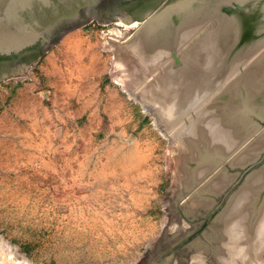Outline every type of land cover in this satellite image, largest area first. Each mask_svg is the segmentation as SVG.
Instances as JSON below:
<instances>
[{
    "label": "rangeland",
    "instance_id": "374dc122",
    "mask_svg": "<svg viewBox=\"0 0 264 264\" xmlns=\"http://www.w3.org/2000/svg\"><path fill=\"white\" fill-rule=\"evenodd\" d=\"M177 1L170 0L168 6ZM235 7L231 8L232 14L241 12ZM249 9L252 14L244 22V37L234 46L235 50H250L258 42L264 44V11L261 14L252 3ZM223 10L224 7L222 14L225 13ZM146 12L139 9L135 15ZM129 24L134 23L100 24L95 19H89L85 25L66 32L49 51L35 57L22 76L9 75L12 69L0 67V76H3L0 79V264H264V219L261 218L264 217V177L259 179L264 176V166L249 175L215 221L200 230L202 217L220 202L222 194L238 179L236 175L242 168L236 166L241 165L239 158L243 152L250 153L249 163L264 149L252 148L258 136L264 135L259 134L255 140L251 136L255 130V116H258L256 109L252 107V114L246 116V135L239 134L238 124L234 122H230L233 128L226 130L225 114L209 111L212 103H219L224 98L227 87L236 85L238 78L242 77L240 75L252 69L254 57L257 58L264 49L257 47L245 61L234 57L240 61L234 60L226 70L221 68L224 64L217 65L214 80L207 75L212 69L206 62L210 58L200 55V70L198 73L190 71L188 75L197 73L199 79L181 77L183 81L173 82L171 89L184 85L181 93L178 90L172 94L178 100L175 112L180 111L183 115V125H193L190 121L199 118L198 121H206V124L203 123L205 127L202 126L203 133L207 134L210 130L207 134L211 136L210 142L202 138L205 142L203 146L196 139L195 146L187 144L192 151L187 153L179 136L174 142L173 128L167 133L162 122L164 119L160 120L151 109L147 110L149 106L144 107L147 100L142 95L143 89L140 90L157 74L166 72L168 66L175 68L178 65L173 63L170 52L163 65L156 64L151 72L138 63L139 58H135L134 54L131 59L126 47L135 35V28L127 30ZM201 31L203 29L194 34L188 43L200 41ZM113 32L128 37L117 39ZM257 35L261 37L256 38ZM186 42L184 44L190 45ZM116 48H121L123 54L127 53L124 55L126 60L130 57L128 61L138 64L140 74L135 78H129L118 67ZM179 52L181 63L182 58H191V55ZM224 62L227 65V61ZM135 82L132 90L130 86ZM199 85L202 90H199ZM155 87H160L162 91L160 84ZM205 87L210 88L204 92ZM240 91L242 94L243 90ZM203 94L206 96L203 97ZM236 99L233 102L235 105L241 103ZM255 104L264 105V98L255 101ZM228 135L234 136L233 144L218 150L222 159L232 150L229 156L230 159L235 157L233 169L225 166L228 169L226 172L218 165L209 172L217 164L214 157L204 159L203 162H207L201 164L197 163V159L192 160L196 152H200V147L212 152L213 146L216 149L224 145ZM243 139H246V145L241 149ZM200 155L203 156L202 151ZM197 169H200L199 176L192 177ZM221 176L229 179L227 184L216 194L203 193L201 198L210 201L204 208L194 211L193 201L213 179ZM250 178L254 181L258 178L256 186L249 182L251 187L261 188L257 192L250 187L244 197L246 181L253 182ZM200 179L203 180L199 185H193ZM188 188L191 189L189 194ZM243 214L247 217L241 216ZM228 215L234 216L228 220ZM240 216L246 218V222ZM222 218L225 223L219 226ZM241 224L246 229H241ZM231 225L238 227L236 229ZM257 225H261L260 230ZM249 233H257V236L252 239L253 235ZM233 239L237 242L234 243ZM228 241H231V249L225 247L230 243ZM249 246L250 249L254 247L250 250ZM172 249L175 250L171 254ZM247 259L256 261L252 263Z\"/></svg>",
    "mask_w": 264,
    "mask_h": 264
},
{
    "label": "bare ground",
    "instance_id": "6f19581e",
    "mask_svg": "<svg viewBox=\"0 0 264 264\" xmlns=\"http://www.w3.org/2000/svg\"><path fill=\"white\" fill-rule=\"evenodd\" d=\"M264 0H183L182 2L174 5V6H171V7H168L166 9H164L162 12H160L157 16H155L147 25L141 27V23L138 24V22H133L134 24L130 25V26H126L127 30L128 29H132V28H135L134 29V34L133 37L131 38V40L128 42L127 44V50L131 53V59H132V54L135 55V58H139L138 60V63L141 64V66H145V68H148L150 69V72H151V69L153 67H155L156 64L159 63L162 64V62L165 61V59L167 58V56L169 55V52L173 58V53L175 54V56L179 59L178 57V51L180 50V54L182 55V53L186 54L187 55H191V58L187 60H184L182 61L183 65L181 66V68L179 69H176V68H173L172 65L171 66H168V68L166 69V72H161L160 74H157V76L154 78V80H152L151 82H147L145 83V85L142 86V88L140 90H142V95L144 96V100H147V102L145 103L146 105H144V107H147L149 106V109H151V111L154 112L155 116L158 118H162V122L165 124V130H167V133L171 132L172 128H173V135L175 136V139L174 142L176 143V139L177 137L179 136L180 137V141L182 142V145H184V147L186 148L187 150V153H191L192 151L188 148L187 144H191L192 146H195L196 145V139H198V141H201L200 143H202L201 145L205 146V141L206 142H210V137L208 136L209 132L207 134L203 133L204 130L202 128L203 126V123H205L204 121H198L195 120V118H193L192 121H189L193 123V125L191 123H187L185 126L183 125V121H181L182 119H184L182 116L183 115H180V111H176V108L178 105H177V98H174L172 96V94L175 93V91H178L181 93V90L183 89L184 85L181 84L180 86H178L179 88H173L171 89V86H173V82H179V81H183V77L184 78H189V79H199L198 78V72L200 70V61H198L199 59V56L201 55L202 57H204V55H207L210 59H207V64H208V67L209 68H212L211 70H209L210 72H212V74L210 72H207V75H209L208 77H211L212 80H214V74L215 71L214 68L217 67V65H223L221 66V68H223L224 70H226L228 67L230 68L232 63L234 62V60L236 59H239L241 58L240 60H244L247 58V55H249L250 53H252V51H255V49H257V47H261L262 49H264V44L261 42L258 44H256L252 49L250 48V50H248V48L246 49H239V50H235V45L237 43H239L240 39L242 41L243 37H244V28L242 25H236V21L234 20H230V22L228 20H226L223 16L222 18V15L220 16V12L217 14V15H208V16H203L201 15L200 11H196V7L197 5H200L201 3L205 2V5L207 4H210L212 6V4H216L214 5V7H220V6H224V5H227V4H231V3H235V2H239L241 4H243L244 6H246V9L243 11V13L241 14L242 17H240L242 23H244L246 20H248L250 17V15L252 14V11L251 9H249V6L252 4L256 5V7L259 9L260 13L262 14V12L264 11V4L262 3ZM249 4V5H248ZM263 4V5H262ZM209 5V6H210ZM239 6V5H238ZM248 7V8H247ZM240 8V7H239ZM243 8V7H242ZM254 10V9H253ZM225 15V14H224ZM247 18V19H246ZM243 19V20H242ZM215 21L216 23V26H213L212 29H210L209 26L213 25V21ZM210 24V25H207V24ZM213 23V24H212ZM140 26V30L138 29V31L136 30L138 27ZM235 26H238V29H234ZM204 31V34H202L203 32L201 31V33L199 34L200 37H202L200 39V41H196V43H188V40H190V38L193 36L194 37V34H197L199 33V30H202ZM263 28H264V25H263ZM136 32V33H135ZM235 32H239V34H235ZM129 33V32H128ZM114 35H116L115 37L117 39H127L128 36H121L123 35V33H118V32H113ZM126 35H128L127 33H125ZM140 34V35H139ZM120 35V36H118ZM196 38V37H195ZM199 38V37H198ZM197 38V39H198ZM157 39L159 42L155 43L154 40ZM196 40V39H195ZM187 41V42H186ZM194 41V40H193ZM262 41V40H261ZM125 42V40H124ZM168 42V43H167ZM188 43L190 45H186L184 43ZM111 43V42H110ZM118 43V42H117ZM155 43V44H154ZM194 44V45H193ZM234 44V45H233ZM168 45V46H167ZM242 45V44H241ZM245 45V44H244ZM119 46V45H118ZM186 46V47H184ZM246 46V45H245ZM115 47V46H114ZM115 49V48H114ZM117 49V48H116ZM124 49V48H123ZM175 49H178L177 51ZM125 50V49H124ZM118 51V54L116 53V50L114 52V55H118L117 56V65L118 67H120V70L122 72L125 73L126 76H128L129 78H135L136 75H138V73L140 74V70L137 69V65L128 61V59L130 57H128V59L126 60L125 58V54L127 55L126 52H124L125 54H123V50L121 51V48L119 50V48L117 49ZM262 51V50H261ZM123 54V55H122ZM183 54V56H184ZM204 54V55H203ZM137 56V57H136ZM258 57L256 58V56L254 57V61L252 62L254 64V66L252 67V69H250L249 71H245V73L241 74L240 77L241 79L238 78L237 80V83L236 85L234 86H231L230 87H227L226 89H228L226 91L225 96L224 98H222V100L218 103V102H214L210 105L209 107V111H211L212 113H216V112H220L221 114H225V119L227 122V128L226 130L230 129V128H233V125L232 127L230 126V122H234L235 125L238 126V129L240 130L239 134L240 135H246V131H247V121H248V117L247 114H252V107L254 109L257 110L258 112V116L259 117H263L264 114V105L263 104H260V105H257L255 104V101H260V98L263 99L264 98V50H263V53H259V55H257ZM200 57V59L202 58ZM236 59H235V58ZM197 58V59H196ZM207 58V57H206ZM234 58V59H233ZM134 59V58H133ZM196 59V60H195ZM203 59V58H202ZM222 59V60H221ZM174 60V59H173ZM210 60V61H209ZM240 60H236L237 62H239ZM132 61V60H131ZM180 61V60H179ZM224 61H227V65ZM235 61V62H236ZM166 66L165 68L167 67V64H168V61H166ZM173 63H175V61H173ZM165 64V63H164ZM206 64V63H205ZM243 64V63H242ZM245 64V62H244ZM243 64V65H244ZM252 64V65H253ZM163 65V64H162ZM170 65V64H169ZM176 65V64H175ZM248 65V64H246ZM203 66V65H202ZM239 66V65H238ZM161 67V66H160ZM164 67V66H163ZM206 67V66H205ZM220 67V66H219ZM246 67V66H245ZM159 68V67H158ZM208 68V69H209ZM247 68H249L247 66ZM245 68V69H247ZM140 69V68H139ZM142 69H144V67H142ZM157 70V68H155ZM172 69H176L174 70V72H172ZM199 69V70H198ZM216 69V68H215ZM147 70V69H145ZM154 70V69H153ZM155 70V71H156ZM161 70V69H160ZM164 70V69H163ZM196 70V74H193L191 75L190 77H188V75H190L191 73H189L190 71H195ZM238 70V69H236ZM154 71V73H155ZM215 71V72H214ZM144 72V71H143ZM143 72L141 73V75L143 74ZM148 72V71H147ZM160 72V71H159ZM201 72V71H200ZM204 72V71H203ZM202 74H205L203 73ZM235 72V71H234ZM146 73V72H145ZM144 73V74H145ZM157 73V72H156ZM194 73V72H193ZM209 73V74H208ZM239 73V72H238ZM211 74V75H210ZM23 75V74H22ZM21 75V76H22ZM124 76V75H123ZM140 76V75H139ZM138 76V77H139ZM200 78H201V74H199ZM204 76V75H203ZM236 76V75H235ZM143 77V76H142ZM146 77V76H145ZM149 77V76H148ZM182 77V78H181ZM204 77H206L207 79V76L205 75ZM203 77V78H204ZM239 77V76H238ZM140 78V77H139ZM202 78V79H203ZM20 79V78H19ZM138 79V78H136ZM151 79V78H150ZM190 80V81H191ZM209 80V79H207ZM211 80V79H210ZM231 80V79H230ZM123 81V80H122ZM144 80L142 79L141 80V84ZM228 81V80H227ZM197 82V81H196ZM199 82V81H198ZM208 81H206L207 83ZM137 82L133 83V85L130 86V88L133 90L134 88V85L136 84ZM203 83V82H202ZM205 83V82H204ZM129 84V83H128ZM160 84L161 86V89L162 91H160V87H155V86H158ZM231 84H234V83H231ZM226 85V84H225ZM125 86V85H124ZM129 86V85H128ZM170 86V87H169ZM200 86V85H199ZM198 86V87H199ZM205 86V85H204ZM140 87V85H139ZM202 86L199 87V90H202L201 89ZM223 87V86H222ZM226 87V86H225ZM126 88V86H125ZM136 88V87H135ZM210 87H208L206 89L203 88L204 92L207 91ZM129 89V90H131ZM223 89V88H222ZM225 89V90H226ZM240 89H242L243 93L241 94V91ZM187 90V89H186ZM198 90V91H199ZM144 91V92H143ZM216 92V91H215ZM224 91H222L223 93ZM133 93V92H132ZM171 95H170V94ZM185 93V92H184ZM207 93V92H206ZM220 93V92H219ZM205 94V93H204ZM202 95L203 97L206 96V95ZM223 94V95H224ZM184 95V94H183ZM196 95V94H195ZM221 96V94H218ZM172 96V97H171ZM179 96V94H178ZM213 96V95H212ZM219 96V97H220ZM258 100H257V98ZM192 97V95H191ZM217 97V96H216ZM212 98V97H211ZM221 98V97H220ZM238 99L241 100V103H239L238 105H235L233 102L235 99ZM254 98L256 100H254ZM193 99V98H191ZM216 99V98H215ZM215 99H213L212 101H214ZM219 99V98H218ZM236 99V100H237ZM207 100V99H206ZM196 101V100H195ZM202 101V100H201ZM209 101V100H208ZM248 102L250 103V105L248 104ZM150 103V104H149ZM190 103V102H189ZM209 104V103H208ZM199 106V105H198ZM250 106V107H249ZM197 108V107H196ZM222 108V110H221ZM221 110V111H220ZM150 111V110H149ZM255 111V110H254ZM255 111V113H257ZM208 113V112H206ZM211 113V114H212ZM210 114V115H211ZM233 114V115H232ZM235 114V115H234ZM209 115V113H208ZM201 116V114H200ZM190 117V116H189ZM191 118V117H190ZM216 118V116H214V119ZM239 118V120H238ZM178 119V120H177ZM187 119V118H186ZM192 119V118H191ZM213 119V117H212ZM236 119V120H235ZM177 120V121H176ZM196 121V122H195ZM210 121V119H209ZM170 122V123H169ZM182 122V123H181ZM188 122V121H187ZM161 123V122H160ZM206 124V123H205ZM214 124V122H213ZM232 124V123H231ZM211 125V123H210ZM176 126H178V128H176ZM215 126H216V123H215ZM214 126V127H215ZM205 127V126H203ZM213 127V126H212ZM236 127V126H235ZM174 128H175V131H174ZM208 128H209V123H208ZM222 129V128H221ZM221 129L220 132H221ZM216 132V129L214 130ZM223 131V129H222ZM236 131H237V128H236ZM166 132V131H165ZM207 132V131H206ZM212 132V131H211ZM214 133V132H213ZM222 133V132H221ZM227 133V131H226ZM263 132H259V131H256L254 130L253 133H251L252 137H253V140L256 139V137L261 134ZM212 134V133H210ZM217 134H220V133H217ZM221 135V134H220ZM214 136V135H213ZM226 136V135H224ZM230 136V137H229ZM239 136V135H238ZM178 137V138H179ZM218 137V136H217ZM234 136L232 135H228V139L224 140L223 144L224 145H219V147L217 146L216 149H214V146L212 148L213 151L210 152V151H204L203 147H200V152H196V156L195 158H192V160L196 161V159L198 160L197 163L198 164H201L203 162L204 159H207L208 160V157H214L215 159V164L209 172H211V170L213 171V169L216 167V166H220V163L224 161V157L222 159V156L220 155V152L218 149L221 150V148L223 147H226V146H230L231 143L233 142V140L235 138H233ZM202 138H203V141H202ZM222 138V137H221ZM246 138V136H245ZM194 139H195V142H194ZM218 140V139H217ZM212 141V140H211ZM220 141V140H219ZM194 142V143H193ZM215 142V140H214ZM218 142V141H217ZM216 142V144H217ZM255 144H254V147L252 148H257V149H262L264 148V135L261 134L260 136H258L257 140L254 141ZM253 142V143H254ZM179 143V142H178ZM173 146H174V143H172ZM215 144V145H216ZM233 144V143H232ZM213 145V143H212ZM242 145V144H241ZM240 145V146H241ZM177 146V145H176ZM200 146V145H199ZM210 146V145H209ZM250 146H252L250 144ZM172 147V146H171ZM175 147V146H174ZM196 148V147H195ZM251 148V147H250ZM248 148V149H250ZM211 149V150H212ZM256 149V151H258ZM229 150V149H228ZM201 151H202V154L203 156H201ZM251 151V150H250ZM255 151V149H254ZM232 152V150H231ZM253 153V152H252ZM255 153V152H254ZM253 153V154H254ZM242 154V153H241ZM250 153H248L246 150L243 152V155L239 158V164H245L249 161V159H251L249 156ZM252 155V154H251ZM254 156V155H253ZM229 157V156H228ZM220 160V161H219ZM219 161V162H217ZM204 162H207V161H204ZM203 162V163H204ZM238 164V163H236ZM210 167V166H208ZM207 168V167H206ZM201 169V168H200ZM200 169H197V171L195 170V172L193 173V175L195 174V176L192 175V177H197L199 176V170ZM216 169V168H215ZM214 169V170H215ZM201 172V171H200ZM259 176H261L260 174H258ZM254 177V176H253ZM256 177V176H255ZM264 176L262 175V177H259V179L263 180ZM214 177L211 178V180L213 179ZM203 179H200L198 182H194L193 185H196L198 183H201ZM208 180V179H207ZM227 180H229L227 177H224V176H221L217 179H213L203 190H202V193H200V196L195 200L193 201V210L197 211L196 208H204L205 206L208 205V201H210L209 199L206 200V199H203L201 198L202 197V194L203 193H207V194H216L217 192H219L223 186L225 184H227L226 182H228ZM250 180H252L250 178ZM260 180V182H261ZM253 182L251 181H246V184H245V187L246 188L243 192V195L245 193V191L247 189H249L251 187V184L252 183H255V186H256V183L258 182V178L257 180H252ZM251 184H250V183ZM264 182V181H263ZM262 182V183H263ZM199 185V184H198ZM261 185V184H260ZM201 187V186H200ZM258 187H259V184H258ZM193 188V186H192ZM251 188H254L251 187ZM251 188L249 190H251ZM261 188V186H260ZM260 188L258 189L257 187H255L253 190L258 192L260 190ZM191 190L190 188H188V191ZM247 192V191H246ZM256 192V193H257ZM191 193V191H190ZM195 193V192H194ZM248 193V192H247ZM246 193V194H247ZM255 193V194H256ZM189 194V193H188ZM196 194V193H195ZM198 194V193H197ZM241 194V192H240ZM193 195V194H191ZM251 195V193L249 194ZM247 194V196H249ZM252 196V195H251ZM255 196V195H254ZM253 196V197H254ZM239 197V196H237ZM245 197V195H244ZM242 196V198H244ZM242 198H241V201H242ZM239 199V198H238ZM245 199V198H244ZM248 200V199H247ZM246 200V201H247ZM251 201V199H249ZM236 203H237V199L235 200ZM240 201V200H239ZM244 201V202H246ZM231 202H233L231 200ZM243 202V203H244ZM242 203V204H243ZM247 203V202H246ZM253 203V202H251ZM235 204V203H234ZM241 204V203H239ZM235 205H238V204H235ZM248 205V204H247ZM189 206H191L189 204ZM231 206H234V205H231ZM251 206V205H250ZM249 206V207H250ZM253 206V205H252ZM188 208V207H187ZM231 208V207H230ZM237 208V207H236ZM242 208V207H241ZM254 208V206H253ZM189 209V208H188ZM233 209V207H232ZM237 209H240V208H237ZM264 208L262 207V210ZM191 210V211H193ZM234 210V209H233ZM236 210V209H235ZM245 210V209H244ZM261 210V209H260ZM238 211V210H237ZM264 211V210H263ZM229 214H231V211H229ZM233 212V211H232ZM239 212V211H238ZM259 212V211H258ZM184 213V212H183ZM190 213V212H189ZM236 213V212H234ZM233 213V214H234ZM246 213V212H245ZM262 213V211H261ZM238 214V213H237ZM236 214V216H237ZM241 214V213H239ZM238 214V215H239ZM258 214V213H257ZM260 214V213H259ZM263 214V213H262ZM261 214V215H262ZM264 215V214H263ZM234 216V215H233ZM233 216H231L233 218ZM241 216H246V214H243ZM240 216V217H241ZM229 215H228V220L232 219ZM239 217V218H240ZM260 217V215H259ZM245 218V217H244ZM264 219V217H261ZM226 219V220H227ZM242 221L245 220L241 217ZM259 219V218H258ZM235 220V219H234ZM257 220V219H256ZM261 220V219H260ZM223 221V218L220 219V224L219 226L223 223H225ZM237 220H235L236 222ZM238 221H241L240 219H238ZM259 221V220H258ZM257 221V222H258ZM246 222V220L244 221ZM242 223L246 226H248L247 224L245 223ZM261 222V221H260ZM259 222V223H260ZM263 222V221H262ZM248 223V222H247ZM250 223V222H249ZM235 223H233L234 225ZM237 224V223H236ZM241 224V226H242ZM264 224V223H263ZM262 224V225H263ZM231 225V226H233ZM239 225V224H238ZM222 226V225H221ZM237 226V225H236ZM259 226V225H257ZM261 226V225H260ZM260 226H259V230H260ZM229 227V226H228ZM235 227V226H233ZM238 227V226H237ZM237 227H235L237 229ZM240 227V225H239ZM244 226H242L241 229H246V228H243ZM251 227L250 225L248 226V228ZM255 227V226H254ZM252 228V229H255V228ZM230 228V227H229ZM234 228V229H235ZM264 228V227H263ZM239 229V228H238ZM251 229V228H250ZM222 230V229H221ZM229 230V229H228ZM228 230H224V231H228ZM261 230H262V227H261ZM230 231H234L233 229H231ZM229 231V232H230ZM241 231V230H240ZM244 231V230H243ZM242 231V232H243ZM250 232H252L251 230H249ZM255 231V230H254ZM241 232V234H243ZM245 232V231H244ZM261 232V231H260ZM226 233V232H225ZM228 233V232H227ZM231 233V232H230ZM247 233V232H246ZM262 233V232H261ZM235 234V233H234ZM240 234V235H241ZM248 234V233H247ZM252 234V233H249V235ZM257 234V233H256ZM254 234V235H256ZM260 234V233H259ZM263 234V233H262ZM226 235V234H225ZM253 235V234H252ZM251 235V236H252ZM254 235L252 236V239L254 237ZM237 236V235H235ZM239 236V234H238ZM242 236V235H241ZM257 236V235H256ZM255 236V237H256ZM261 236V235H260ZM234 237V236H233ZM232 237V238H233ZM230 238V239H232ZM235 239V237H234ZM233 239V241H234ZM240 239V238H239ZM243 239V238H242ZM251 238H249L250 240ZM258 238H256V241H257ZM213 241V239H211ZM237 240V239H236ZM249 240L247 242H249ZM232 241V240H231ZM231 241H228L230 243H227L225 245V247L227 249H231ZM255 240H253V242H256ZM237 242V241H234V243ZM241 242V240H240ZM246 242V241H245ZM257 243V242H256ZM239 244V243H237ZM242 244H245V243H242ZM254 244V243H251V245ZM259 241H258V246H259ZM234 245V244H233ZM241 245V243H240ZM246 245V244H245ZM250 245V243L248 244ZM246 245V246H248ZM237 246V245H236ZM242 246V245H241ZM244 247V246H243ZM252 247L254 246H251V249ZM234 248V247H232ZM235 249V248H234ZM249 249H250V246H249ZM250 249V250H251ZM233 250V249H232ZM231 250V251H232ZM237 250V249H236ZM235 250V251H236ZM246 250H248V248H246ZM239 251V249L237 250ZM9 252V251H8ZM231 254L233 253L230 252ZM237 253V252H236ZM247 253V252H245ZM246 255V254H245ZM260 255V254H259ZM258 255V256H259ZM248 256V255H247ZM246 257V256H245ZM248 258V257H246ZM248 260V259H247ZM253 260V259H252ZM252 260H248V261H251ZM256 261V260H254ZM253 261V262H254ZM252 262V263H253ZM260 262V261H259ZM261 263V262H260Z\"/></svg>",
    "mask_w": 264,
    "mask_h": 264
},
{
    "label": "water",
    "instance_id": "95a60500",
    "mask_svg": "<svg viewBox=\"0 0 264 264\" xmlns=\"http://www.w3.org/2000/svg\"><path fill=\"white\" fill-rule=\"evenodd\" d=\"M141 0H0V59H16L22 55L37 51L39 56L49 51L53 45L68 31L81 27L89 21L95 19L100 24L115 22L128 24L134 18ZM183 0L163 8L158 9L149 16L139 21L141 27L147 25L155 16L164 9L174 6ZM237 9L241 8L237 7ZM226 13V10H225ZM228 13V11H227ZM138 22V21H137ZM264 34V33H263ZM176 65L179 59L173 53ZM21 74L12 73L20 77L25 73L27 67L20 68ZM254 128L256 131L264 133V116H255ZM245 140L243 146L245 148ZM250 142V141H249ZM226 155L220 166L228 172L225 166L233 169V159ZM229 156V157H228ZM248 165V166H247ZM247 166V167H246ZM264 166V149L259 160L236 166L243 168L238 179L231 184L229 189L222 194L221 201L201 219V228H206L207 224L213 223L223 212L228 200L243 181L254 173L259 167ZM191 190L187 191L189 193ZM184 219L190 222L184 216ZM193 234L191 238L194 236ZM172 249L169 253H173ZM172 256L167 258L169 261Z\"/></svg>",
    "mask_w": 264,
    "mask_h": 264
},
{
    "label": "flooded vegetation",
    "instance_id": "af4514ba",
    "mask_svg": "<svg viewBox=\"0 0 264 264\" xmlns=\"http://www.w3.org/2000/svg\"><path fill=\"white\" fill-rule=\"evenodd\" d=\"M169 1L170 0H141L140 1V4H139V7H138V10L139 9H145L147 12L146 14L144 15H135L134 18L132 19L131 23L133 22H137V21H140L142 20L143 18L149 16L150 14H152L153 12L157 11L158 9H163L165 8L166 6H168L169 4ZM210 4H207L205 5V2L201 3L200 5H197L196 7V11H200L201 15L203 16H208V15H217L219 12H220V16L222 15V18L224 16V18L226 20H228L230 22V20H235L236 21V25H244V23H242L240 17L241 14L243 13V11L246 9V6H244L243 4L239 3V2H233L231 4H227V5H224V6H220V7H214V5L216 4H212V6ZM239 5V6H238ZM232 6H236L235 8L237 7H240L241 8V12H238V13H235V14H232L231 13V8ZM224 7V10H226V13L222 14L221 12V9ZM243 7V8H242ZM256 10H257V7H256ZM228 11V13H227ZM229 15V16H227ZM258 15H260L258 13ZM243 20V19H242ZM213 21V20H212ZM216 20L213 21V25L209 26L210 29L213 28V26H216V23H215ZM204 34V31H202ZM262 35V34H261ZM261 35H257L256 38H260ZM156 41V42H155ZM155 43L159 42L157 39L154 40ZM154 43V44H155ZM168 43V42H167ZM168 46V45H167ZM39 56V53L37 51H33V52H29V53H26L24 55H22L21 57H17L16 59H0V67H6L7 70H10L12 69L13 71L9 74V75H12V73H18V74H21L23 72V70H21L20 68L22 67H29L33 61V59L35 57ZM182 66V63L179 61V65L177 67H175L176 69H179L180 67ZM172 67L174 68V66L172 65ZM8 75V76H9ZM3 77V76H2ZM0 76V79L2 78ZM264 125V124H263ZM262 157V152L260 153V155L257 156L256 160H259L261 159ZM248 166V165H247ZM246 166V167H247ZM243 171V168L242 170L239 172V174H241ZM239 177V176H237ZM229 189V188H228ZM227 189V190H228ZM226 190V191H227ZM221 201V200H220ZM217 205V204H216ZM215 207V206H214ZM213 207V208H214ZM211 210V209H210ZM203 218V217H202Z\"/></svg>",
    "mask_w": 264,
    "mask_h": 264
}]
</instances>
